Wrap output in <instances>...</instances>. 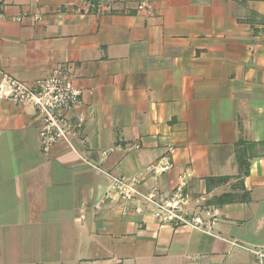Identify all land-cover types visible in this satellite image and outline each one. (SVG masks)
Instances as JSON below:
<instances>
[{
	"label": "crops",
	"instance_id": "0c3cea01",
	"mask_svg": "<svg viewBox=\"0 0 264 264\" xmlns=\"http://www.w3.org/2000/svg\"><path fill=\"white\" fill-rule=\"evenodd\" d=\"M62 69L82 91L79 154L46 155L35 109L0 100V264H258L264 0H0V71ZM112 176L161 195L185 182L211 234L106 198Z\"/></svg>",
	"mask_w": 264,
	"mask_h": 264
},
{
	"label": "built area",
	"instance_id": "2783aa9c",
	"mask_svg": "<svg viewBox=\"0 0 264 264\" xmlns=\"http://www.w3.org/2000/svg\"><path fill=\"white\" fill-rule=\"evenodd\" d=\"M139 10H147L149 4L144 1ZM38 20L40 18H37ZM0 80V100L16 106H32L40 118V141L43 152L48 155L59 142L67 143L74 153L79 154L72 139L79 134L84 119L72 121L68 113L81 105L82 91L75 84V74L66 69L57 70L48 77L34 84L3 73ZM169 167L165 168V170ZM106 198H114L123 203L134 204L139 213L149 212L163 224L175 227H190L211 234V228L217 222V215L209 220L201 213L188 211L189 199L184 189L186 183L180 184L170 194H160L157 189L143 193L137 176H112ZM258 264H264V249H253ZM114 264L122 262L114 260Z\"/></svg>",
	"mask_w": 264,
	"mask_h": 264
},
{
	"label": "trees",
	"instance_id": "16d2710c",
	"mask_svg": "<svg viewBox=\"0 0 264 264\" xmlns=\"http://www.w3.org/2000/svg\"><path fill=\"white\" fill-rule=\"evenodd\" d=\"M213 181L214 180H210L209 182H213ZM244 191H245V189H244ZM248 197H249V195L245 191L243 193V195L241 196V200H245ZM229 201H231V202L234 201V198H233L232 195L227 194V195H223V196L219 197L216 201L212 200V201L207 202V205L218 204V203L223 204V203H226V202H229Z\"/></svg>",
	"mask_w": 264,
	"mask_h": 264
}]
</instances>
